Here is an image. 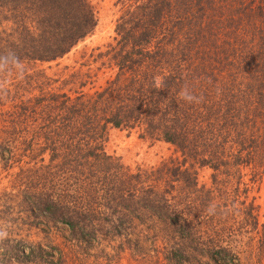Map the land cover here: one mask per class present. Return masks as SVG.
<instances>
[{
    "label": "trees",
    "instance_id": "trees-1",
    "mask_svg": "<svg viewBox=\"0 0 264 264\" xmlns=\"http://www.w3.org/2000/svg\"><path fill=\"white\" fill-rule=\"evenodd\" d=\"M120 1L112 41L53 76L42 66L93 33L92 0H0V55L26 68L0 73V163L17 168L0 192V264H264V0ZM185 86L203 102L182 100ZM113 128L174 154L125 166L106 150ZM20 221L70 243H26L7 227Z\"/></svg>",
    "mask_w": 264,
    "mask_h": 264
},
{
    "label": "rangeland",
    "instance_id": "rangeland-1",
    "mask_svg": "<svg viewBox=\"0 0 264 264\" xmlns=\"http://www.w3.org/2000/svg\"><path fill=\"white\" fill-rule=\"evenodd\" d=\"M97 13V25L90 35L85 39L79 41V43L72 48L63 58L58 61L51 63H45L42 67H47L49 74H54L60 72L66 65H74V61L80 56V52L84 49H88L90 52L93 48L102 46L105 43L112 41L116 34V25L124 14L125 7H123V2L120 0H92ZM106 49L101 47V50ZM97 50L96 52H98ZM60 63V67L56 66V63ZM50 67V68H48ZM94 69L99 68L98 65L93 66ZM100 76V75H99ZM105 82V78L100 76L99 84ZM106 150L109 154L119 157L120 161L128 167L131 168H149L153 166H159L163 159L168 158L174 154V147L164 141H154L151 138L143 137L140 131L137 130H127V129H116L113 128L109 133V138L106 142ZM178 153H175L177 155ZM17 168L10 172L2 168V163H0V192L3 191L13 179V173ZM211 169L203 168L200 170V182H211ZM8 189V188H7ZM257 202L260 205L261 211V222H264V180L260 185V190L257 193ZM5 203V202H4ZM12 205L16 207L14 210H10V216H16L20 214L18 200L11 202ZM6 213L8 209H5ZM17 213V214H15ZM9 214V213H7ZM21 217L24 215H20ZM25 217V216H24ZM35 219V218H34ZM7 222V227L17 225L20 230L23 231V240L26 243H44L47 245H59L63 243H70L68 232L63 227H52L50 230V235L42 231L47 226L44 224L32 225L29 221ZM35 223V222H34ZM38 223V222H37ZM40 227V228H38ZM154 228V226H151ZM42 229V230H40ZM71 245V244H70ZM247 259V254L244 253ZM77 258V260L75 259ZM78 258H81L79 260ZM72 259L74 260L71 264H92L91 259L88 258V263H85L87 257L78 256L77 253H73ZM93 259V258H92ZM128 259L122 262L128 264ZM59 261H57V264ZM248 263V261H247ZM17 264V263H9ZM137 264V263H136Z\"/></svg>",
    "mask_w": 264,
    "mask_h": 264
},
{
    "label": "clouds",
    "instance_id": "clouds-1",
    "mask_svg": "<svg viewBox=\"0 0 264 264\" xmlns=\"http://www.w3.org/2000/svg\"><path fill=\"white\" fill-rule=\"evenodd\" d=\"M26 68L23 63V61L19 58V56L16 54L14 50H8L6 54L0 55V73H11L15 72L18 76V78H23L24 72ZM8 83L7 80H0V99H6L7 96V90L5 89V84ZM164 81L159 77H154L153 81V87L157 90H163L164 88ZM180 97L182 100L189 104H199L203 102L202 96H197L192 92V90L185 86L181 92ZM217 205L215 204H209L206 211L209 216H216L218 214H226L227 212H231L234 210L235 206L233 208L222 210L218 213L217 211ZM2 232V235H0V239H4L7 236L6 231H0Z\"/></svg>",
    "mask_w": 264,
    "mask_h": 264
}]
</instances>
